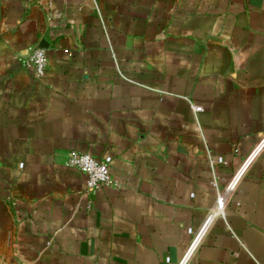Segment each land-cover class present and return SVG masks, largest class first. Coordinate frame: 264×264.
Wrapping results in <instances>:
<instances>
[{"label":"crops","instance_id":"obj_1","mask_svg":"<svg viewBox=\"0 0 264 264\" xmlns=\"http://www.w3.org/2000/svg\"><path fill=\"white\" fill-rule=\"evenodd\" d=\"M263 139L264 0H0V264H264Z\"/></svg>","mask_w":264,"mask_h":264},{"label":"built area","instance_id":"obj_2","mask_svg":"<svg viewBox=\"0 0 264 264\" xmlns=\"http://www.w3.org/2000/svg\"><path fill=\"white\" fill-rule=\"evenodd\" d=\"M47 64V53L45 50L40 48L31 50V55L25 63L28 68L34 69L36 74L40 77L45 75ZM200 110L201 108H197V111ZM262 143H264V139L261 142V145ZM68 166L87 175V186L92 191L98 190L102 187L115 185V181L110 173L108 164L97 160L90 154L72 152L69 157ZM240 172L237 173L234 179L240 175ZM218 205L219 209L223 210L224 206L222 199L218 201ZM196 241H198V237L196 238Z\"/></svg>","mask_w":264,"mask_h":264}]
</instances>
